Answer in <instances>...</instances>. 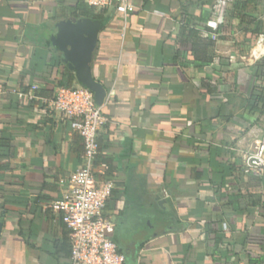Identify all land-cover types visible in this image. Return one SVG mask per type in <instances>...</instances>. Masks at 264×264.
Listing matches in <instances>:
<instances>
[{"label":"crops","instance_id":"crops-1","mask_svg":"<svg viewBox=\"0 0 264 264\" xmlns=\"http://www.w3.org/2000/svg\"><path fill=\"white\" fill-rule=\"evenodd\" d=\"M75 1L0 0V264H69V231L49 205L81 165L83 140L42 99L81 85L52 41L54 9ZM129 1V12L96 8L108 18L93 19L101 27L91 61L108 120L96 169L114 183L105 211L126 264H264V176L243 172L262 132L242 87V99H230L215 80L232 63L221 40L225 0L195 14L226 65L194 58L188 0ZM225 102L252 126L214 118Z\"/></svg>","mask_w":264,"mask_h":264},{"label":"built area","instance_id":"built-area-1","mask_svg":"<svg viewBox=\"0 0 264 264\" xmlns=\"http://www.w3.org/2000/svg\"><path fill=\"white\" fill-rule=\"evenodd\" d=\"M97 9L120 4L126 12L133 10L129 0H85ZM36 98L32 91L26 93ZM47 106L59 112L83 140L82 163L66 180L60 197L50 209L69 231L71 253L69 264H126V255L113 238L114 220L106 213L114 183L101 179L96 169L100 151L99 134L107 123L102 105L87 86H60L54 97L43 98ZM243 172L264 176V133L243 158Z\"/></svg>","mask_w":264,"mask_h":264},{"label":"trees","instance_id":"trees-1","mask_svg":"<svg viewBox=\"0 0 264 264\" xmlns=\"http://www.w3.org/2000/svg\"><path fill=\"white\" fill-rule=\"evenodd\" d=\"M209 1L210 0H188V3L185 4L186 9L184 12L190 19L188 25L192 26L190 36H188V39L192 42L191 52L194 58L198 61L211 63L217 60L221 65H226L229 64V59L216 54L215 41L201 37V28H206L207 19L196 15L195 11L196 9L205 8ZM71 18H92L105 22L108 16L105 15L104 10L98 12L96 8L90 6L85 0H76L74 4L63 3L61 4L60 9L55 8L53 11V19L58 21V23ZM238 18H241L242 22L246 19L245 16H238ZM71 76L72 77H70V79L72 80L73 75ZM221 78L223 79V83L228 87V97L230 99L233 97L242 99V96L238 94L240 86L236 82L235 70H228L224 72L223 75L221 71H215V80H220ZM259 81H264V58L256 65L255 71H251L250 73L249 82L251 87L249 95L245 98L246 100L244 106L245 112L249 115H255L256 113L264 114V85L259 84ZM216 89L217 87H215V90ZM229 104L230 103L228 102L221 104L213 117H223L226 121L244 126L246 130L249 129L252 124L243 117L238 118L235 114L236 106L234 105L233 108H229Z\"/></svg>","mask_w":264,"mask_h":264},{"label":"rangeland","instance_id":"rangeland-1","mask_svg":"<svg viewBox=\"0 0 264 264\" xmlns=\"http://www.w3.org/2000/svg\"><path fill=\"white\" fill-rule=\"evenodd\" d=\"M225 2L222 6L224 20L230 19L226 20L228 23L224 26V30L222 28L221 40L225 48L232 52V63L228 69L235 70L236 82L242 87V93L248 96L251 87L248 78L251 73L249 68L253 67L254 71L256 65L264 58V53L259 56L254 53L259 44L264 48V0H225ZM238 16H245V21L242 22ZM213 26L216 28L217 24L214 23ZM259 82L264 85V81ZM248 118L264 133V114L256 113L249 115Z\"/></svg>","mask_w":264,"mask_h":264},{"label":"water","instance_id":"water-1","mask_svg":"<svg viewBox=\"0 0 264 264\" xmlns=\"http://www.w3.org/2000/svg\"><path fill=\"white\" fill-rule=\"evenodd\" d=\"M100 27L101 22L91 18L65 20L57 24L58 31L52 40L61 53L62 61L74 72L77 82L94 92L98 105L103 104L106 89L93 77L91 61ZM2 229L3 221L0 220V235Z\"/></svg>","mask_w":264,"mask_h":264}]
</instances>
